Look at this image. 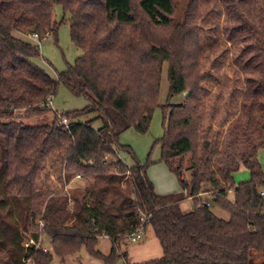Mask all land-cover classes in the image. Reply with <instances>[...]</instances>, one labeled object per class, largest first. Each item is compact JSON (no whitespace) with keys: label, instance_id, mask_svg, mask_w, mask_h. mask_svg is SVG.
Returning a JSON list of instances; mask_svg holds the SVG:
<instances>
[{"label":"trees","instance_id":"1","mask_svg":"<svg viewBox=\"0 0 264 264\" xmlns=\"http://www.w3.org/2000/svg\"><path fill=\"white\" fill-rule=\"evenodd\" d=\"M247 1L238 0L246 11L225 30L242 77L238 110L215 132L203 126L196 21L187 12L180 25L173 0H0V264H52L83 248L103 264L126 261L120 245L141 214L162 250L146 264H252L253 254L264 255V172L257 159L264 149V0L254 13ZM54 5L70 15L71 42L81 50L56 78L33 62L40 42L57 40L63 20L53 18ZM164 66L167 127L155 144L182 192L160 195L147 175L150 162L128 166L118 151L124 131L147 132ZM60 84L88 102L61 114L66 127L57 112L41 122ZM174 96L180 101L170 103ZM90 114L101 127L81 121ZM240 168L250 180L236 185ZM47 170H55L54 184ZM74 179L84 180L82 189L71 187ZM204 192L228 211V221L202 202ZM184 198L194 210H181ZM41 235L50 239L51 254L23 246L24 238L36 243ZM103 235L108 254L97 249Z\"/></svg>","mask_w":264,"mask_h":264},{"label":"rangeland","instance_id":"2","mask_svg":"<svg viewBox=\"0 0 264 264\" xmlns=\"http://www.w3.org/2000/svg\"><path fill=\"white\" fill-rule=\"evenodd\" d=\"M175 4V17L178 23L185 22L187 12L194 15L193 21H196L197 30L203 47L202 57L200 59L201 75H203L202 93L203 98V126H211L215 132L225 130L221 127L223 122L231 119L232 114L238 110L235 104L237 92L242 88V77L234 65V58L237 54L236 48L227 41L225 30L232 25L238 24V17L246 10L238 6V0H173ZM261 0H248L247 9L254 13L257 8L262 6ZM53 18L56 21L63 20L57 32V40L52 37L45 38L39 43V57L33 62L43 69L50 77L56 78L58 73L64 71L69 65H72L77 57L81 55V50L76 48L70 37L68 13L64 14L60 5H54L52 8ZM234 15H231V13ZM230 13V14H229ZM172 31V30H171ZM165 33H168L166 31ZM22 38V36L17 35ZM168 98V79L166 66L161 73L159 87L158 104L152 113V118L146 133H139L134 128L124 131L119 142L124 148L119 149L118 157L128 166L135 163L146 165L148 163L147 175L155 187V192L160 195L181 193L180 186L176 177L170 173L167 167L159 161L161 150L155 141L160 140L164 135V129L167 122L164 120V113L161 105ZM181 96H174L169 100L170 103H177ZM51 112L47 113L41 122H50L54 112L58 114L81 110L88 105L83 97L72 95L62 84L59 85L57 93L50 99ZM213 118L211 119V116ZM95 114L86 115L81 121H92V127L98 129L101 127L99 120H94ZM257 159L264 172V149L258 152ZM49 171V172H48ZM50 184L55 183V170H47ZM233 180L236 185L250 180V173L245 168L233 174ZM85 182L83 179H74L71 187L82 189ZM264 191V189H262ZM202 202L208 204L211 212L219 219L228 221L230 214L221 208L218 203L213 202L210 195L206 192L201 195ZM226 201L233 205L234 193L229 191ZM180 208L184 212L194 210L195 206L191 199H185L180 203ZM38 224V223H37ZM41 233L43 224H38ZM31 230V228H29ZM30 236V233H27ZM26 239H23V246ZM39 248H46L44 254H51L52 244L45 235L36 242ZM111 243L108 239L101 238L97 244V249L104 254L110 252ZM121 251H126L127 259H119L116 264H145L146 261L159 259L162 256V250L158 240L155 238L151 228H146L143 239L137 243H128L124 241L120 245ZM264 255L253 254L252 264H260ZM31 264V263H28ZM52 264H103L101 261L90 257L85 249H81L74 255L64 258L54 257Z\"/></svg>","mask_w":264,"mask_h":264},{"label":"built area","instance_id":"3","mask_svg":"<svg viewBox=\"0 0 264 264\" xmlns=\"http://www.w3.org/2000/svg\"><path fill=\"white\" fill-rule=\"evenodd\" d=\"M32 43H36L38 36L36 34H28L26 36ZM49 105L51 106L50 101L48 102ZM61 114H57L59 122L61 125H64L66 127V125L68 124V121L65 118L61 117ZM79 178V177H77ZM261 195L264 196V191L261 190ZM208 205V204H206ZM148 216L141 214L139 217V225L137 226V228L134 230V232H132L130 235H128L124 241H127L128 243H137L139 241H141L143 239L144 236V232L146 230V224L148 223ZM102 238L107 239L108 237L103 235ZM31 246H35L38 247V245L32 240V239H26L24 242V247L25 248H29ZM40 250L42 249V251L47 252L46 248H39Z\"/></svg>","mask_w":264,"mask_h":264},{"label":"water","instance_id":"4","mask_svg":"<svg viewBox=\"0 0 264 264\" xmlns=\"http://www.w3.org/2000/svg\"><path fill=\"white\" fill-rule=\"evenodd\" d=\"M187 95H188V92H185V93H184V97H186Z\"/></svg>","mask_w":264,"mask_h":264},{"label":"crops","instance_id":"5","mask_svg":"<svg viewBox=\"0 0 264 264\" xmlns=\"http://www.w3.org/2000/svg\"><path fill=\"white\" fill-rule=\"evenodd\" d=\"M154 188H155V187H154ZM151 261H152V260H151ZM147 262H150V261H146V263H147ZM146 263H145V264H146Z\"/></svg>","mask_w":264,"mask_h":264}]
</instances>
